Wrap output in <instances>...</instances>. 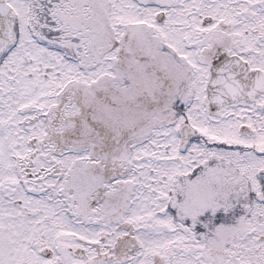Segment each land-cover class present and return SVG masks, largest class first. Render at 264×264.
Segmentation results:
<instances>
[{
  "label": "snow or ice",
  "instance_id": "snow-or-ice-1",
  "mask_svg": "<svg viewBox=\"0 0 264 264\" xmlns=\"http://www.w3.org/2000/svg\"><path fill=\"white\" fill-rule=\"evenodd\" d=\"M0 264H264V0H0Z\"/></svg>",
  "mask_w": 264,
  "mask_h": 264
}]
</instances>
